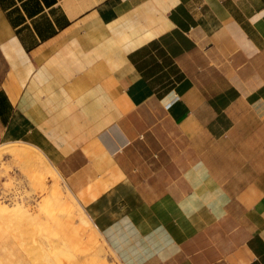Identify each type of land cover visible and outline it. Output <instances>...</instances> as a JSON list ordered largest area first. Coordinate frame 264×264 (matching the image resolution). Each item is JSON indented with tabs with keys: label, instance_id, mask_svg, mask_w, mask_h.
Segmentation results:
<instances>
[{
	"label": "crops",
	"instance_id": "0c3cea01",
	"mask_svg": "<svg viewBox=\"0 0 264 264\" xmlns=\"http://www.w3.org/2000/svg\"><path fill=\"white\" fill-rule=\"evenodd\" d=\"M5 137L124 264H264V0H0Z\"/></svg>",
	"mask_w": 264,
	"mask_h": 264
},
{
	"label": "rangeland",
	"instance_id": "374dc122",
	"mask_svg": "<svg viewBox=\"0 0 264 264\" xmlns=\"http://www.w3.org/2000/svg\"><path fill=\"white\" fill-rule=\"evenodd\" d=\"M18 147H26L33 149L34 146L32 147L31 145L26 144L22 141L8 140L6 137L0 140V218L2 217V215L3 217L6 216L4 214L7 211L21 209L20 211L16 210V215L19 213V218L17 217V219L14 220L12 223L4 222L1 221L2 219H0V230H2L1 233L6 236L5 239L8 238L7 241H9V245L8 243L7 245L9 247H7L9 248V250L11 249L10 251H6L3 247H1L0 264H7V262L8 264H44L43 261H45V264H62L61 261L63 262V264H66V262H69L68 264H70V262H73V258H71L72 251L65 246L63 247V245H72L71 241L66 239L67 241L63 240L64 242L60 241L59 243L53 241L49 242L48 238L46 237V232L44 230L46 224L48 225L50 222L49 212L52 207L50 204L53 198L51 188L52 183L49 178H38V176H36L37 172H35L36 170L34 169V166H32L29 162L25 163L21 160L14 158V155H12V149ZM9 150H11V152ZM40 153L44 157H46L48 163L53 166V163L41 150ZM55 172L57 171L55 170ZM59 188L63 192L64 196L68 194L70 196H73V193L66 186L63 179L60 180ZM77 204L80 208L83 207L78 200ZM18 206H20L21 208ZM82 211H85L84 207L82 208ZM57 215L59 216H57L58 221L62 219V221L57 222V224H59V229H62L63 235H69L73 237L77 234V236L81 237L84 230L82 231L80 228L82 223L79 217L76 218L77 215L73 216V214H69L68 221L66 222L64 213H58ZM91 221L93 222L92 219ZM92 222V227L97 232H99ZM50 223L52 224V222ZM40 227L42 228L40 229ZM85 231H87V233H90L91 229L88 228ZM59 232L61 233V231ZM66 236L64 237L66 238ZM101 237L105 240L106 243L103 241V244L99 243L97 246H94L98 248H95V254L91 257L92 259H94L93 264H124L121 258L114 252L112 247L109 245L107 240L102 235ZM72 241H74V239ZM38 242L41 244L43 242L44 243L41 245ZM31 244H33V246ZM65 251H67L69 255H67L68 253L63 254L65 253ZM7 255L11 260H8L9 258L7 257ZM62 255L64 258L62 257ZM78 257H80L81 261H84L86 259L82 255H79ZM62 258L63 260H61ZM67 258L71 259L67 260ZM64 259L66 262L64 261Z\"/></svg>",
	"mask_w": 264,
	"mask_h": 264
},
{
	"label": "bare ground",
	"instance_id": "6f19581e",
	"mask_svg": "<svg viewBox=\"0 0 264 264\" xmlns=\"http://www.w3.org/2000/svg\"><path fill=\"white\" fill-rule=\"evenodd\" d=\"M33 147V146H32ZM11 152V150H9ZM4 152V151H3ZM12 155H14V158L21 160L22 162H29L32 166H34V169L36 170L35 172H37L38 178H42V179H46L49 178L51 181V188H52V201H51V210L49 212L50 214V222H52V224L49 222V224L44 227V230L46 232V237L48 238V241H53V242H57L59 243L60 241L62 242L64 241H71L72 245H63V247H67L72 251V257L73 258V262H70V264H93L94 263V259H92L91 257L95 254L94 250L95 248L98 247H94L95 245L97 246L99 243L103 244V241L105 242V240L101 237V235L99 234V232H97L91 224V220L89 215H87L86 211H82V208H80L77 204V199L73 196H70L69 194L64 196L63 192L60 190L59 185H60V180L63 179L61 174L59 172H55L54 167L51 166L48 163V160L46 157H44L41 153L40 150L38 148H26V147H18V148H13L12 149ZM28 164V163H27ZM29 165V164H28ZM32 173V172H31ZM35 176V175H34ZM48 182V181H47ZM47 202V201H46ZM48 204V203H47ZM49 205V206H50ZM1 206V205H0ZM17 206V205H16ZM15 206V207H16ZM20 207V206H18ZM21 208V207H20ZM27 208V207H26ZM1 209V208H0ZM12 209V208H11ZM5 210V209H4ZM2 210V211H4ZM15 210V209H14ZM13 211H7L5 212L4 216L2 215V217L0 219H2L1 221L4 222H8V223H12L14 220L17 219L18 214L16 215V210L20 211L19 209H16L15 212ZM28 212V211H27ZM65 214V222L68 221V215L69 214H73V216H76L80 218L81 221V230L83 231V234L80 236L74 235L72 236H66L62 234V229H59V224H57V222H61L62 219H60L58 221L57 218V214ZM1 215V214H0ZM21 215V214H20ZM79 215V216H78ZM72 216V217H73ZM59 217V216H58ZM19 218V217H18ZM78 218V220H79ZM19 220V219H18ZM0 221V222H1ZM20 221V220H19ZM64 222V221H63ZM16 223V222H15ZM46 223V222H45ZM96 225V224H95ZM1 227V224H0ZM97 227V226H96ZM39 228V227H38ZM42 227H40L41 229ZM62 228V227H61ZM86 228V229H85ZM91 229L90 233H87V229ZM4 231V229H3ZM6 231V229H5ZM8 231V230H7ZM43 231V230H42ZM61 231V233L59 232ZM2 230H0V249L1 247L4 248V250L6 251H10L9 250V241H7V239H5L6 236H4L3 233H1ZM9 233V232H8ZM43 233V232H42ZM3 234V235H2ZM66 236V238L64 237ZM11 237V236H10ZM58 239V241H57ZM67 239V240H66ZM74 239V241H72ZM63 241V242H64ZM36 242V241H35ZM52 242V243H53ZM8 243V245H7ZM34 243V242H32ZM39 243V242H38ZM36 243V244H38ZM44 243V242H43ZM42 243V244H43ZM106 243V242H105ZM35 244V245H36ZM41 244V243H39ZM41 244V245H42ZM19 245V244H18ZM33 246V244H31ZM8 246V247H7ZM40 246V245H37ZM108 246V245H107ZM94 247V248H93ZM101 248V247H100ZM107 249V248H106ZM110 249V248H109ZM3 250V249H2ZM25 250V249H24ZM52 250V249H51ZM63 250V249H62ZM69 250V253H70ZM55 251V250H54ZM75 251V252H74ZM96 251V250H95ZM113 251V250H112ZM111 251V252H112ZM94 252V253H92ZM13 253V252H11ZM60 253V251H59ZM68 252L65 251V253L63 254H67ZM69 253L67 255H69ZM76 253V254H75ZM114 253V252H113ZM10 254V253H8ZM41 254V253H40ZM39 254V255H40ZM56 254V253H55ZM79 255L84 256L86 259L84 261H81L80 257H78ZM12 256V255H11ZM66 256V255H65ZM8 257V255H7ZM6 257V258H7ZM56 257V256H55ZM63 257V255H62ZM67 257V256H66ZM9 258V257H8ZM23 258V257H22ZM36 258V257H35ZM64 258V257H63ZM63 258L61 260H63ZM71 258H67V260H70ZM8 260H11L10 258ZM57 260V259H56ZM6 261V260H5ZM41 261V260H40ZM65 261V259H64ZM7 262V261H6ZM45 264V261H43ZM66 262V261H65ZM64 262V263H65ZM11 263V262H10ZM59 263V262H58ZM61 263L63 264V262L61 261ZM69 263V262H68ZM66 262V264H68ZM8 264V262H7ZM43 264V263H42ZM60 264V263H59ZM116 264V263H114ZM120 264V263H119Z\"/></svg>",
	"mask_w": 264,
	"mask_h": 264
}]
</instances>
